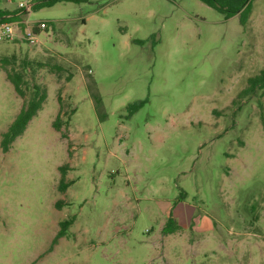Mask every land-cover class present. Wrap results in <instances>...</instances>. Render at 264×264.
<instances>
[{
	"label": "rangeland",
	"instance_id": "374dc122",
	"mask_svg": "<svg viewBox=\"0 0 264 264\" xmlns=\"http://www.w3.org/2000/svg\"><path fill=\"white\" fill-rule=\"evenodd\" d=\"M30 20L50 25L38 45L0 43V143L24 104L1 59L63 71L36 70L44 108L0 148V264H264V89L239 99L264 68V0L246 29L199 0H60Z\"/></svg>",
	"mask_w": 264,
	"mask_h": 264
},
{
	"label": "trees",
	"instance_id": "16d2710c",
	"mask_svg": "<svg viewBox=\"0 0 264 264\" xmlns=\"http://www.w3.org/2000/svg\"><path fill=\"white\" fill-rule=\"evenodd\" d=\"M60 0H34L33 10H40L44 7H51L56 2ZM79 1V0H76ZM208 7L220 12L224 15L226 20H229L237 15L240 17L241 26L246 29L249 20L252 16L254 9V0H199ZM19 10L6 11L0 9V21L7 23H14L19 20L18 17ZM1 65L7 74V79L13 86L16 94L24 99L23 107L11 124L9 129L4 132L1 136L0 148L3 154L10 152L13 144L16 140L24 135L29 123L43 110L44 105L48 98V91L46 87L39 85L35 82V72L37 69L47 68L51 73L60 75L63 68L59 65L51 64H38L37 67H33V64L23 61L22 65L18 67V59L15 55L11 57H4L1 59ZM11 67V69H8ZM31 76V83H29L28 77ZM71 81V77L68 78ZM264 89V68L261 73L254 78L249 80V87L244 90L240 95L239 99L243 100L247 98L251 93H254L257 88ZM58 102L61 106L59 115L53 123V128L57 131H61L62 128V114L63 112V100L61 92L58 95ZM144 103L141 102L137 104L134 109L137 110ZM262 121L264 126V114L262 115ZM69 124V123H68ZM71 156V153H70ZM69 164H65L59 168L61 173V180L59 184V191L65 194L69 187L72 185L71 182L67 180ZM65 203L63 201H58L56 203V209L61 210ZM76 217H71L67 220L60 222V230L53 242L56 244L57 241L63 237L67 236L69 229L75 224ZM181 230V226L171 215L168 219L166 225L164 226L163 232L165 235H172L178 233Z\"/></svg>",
	"mask_w": 264,
	"mask_h": 264
},
{
	"label": "built area",
	"instance_id": "2783aa9c",
	"mask_svg": "<svg viewBox=\"0 0 264 264\" xmlns=\"http://www.w3.org/2000/svg\"><path fill=\"white\" fill-rule=\"evenodd\" d=\"M7 1L10 4H15L16 10H19V20L14 23L0 21V43L19 40L26 42L29 46L38 45L41 34L48 31L50 25L46 21L32 22L30 20L34 8V0Z\"/></svg>",
	"mask_w": 264,
	"mask_h": 264
}]
</instances>
